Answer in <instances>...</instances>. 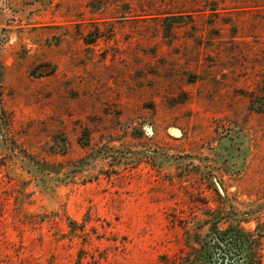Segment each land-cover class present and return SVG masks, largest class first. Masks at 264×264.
Instances as JSON below:
<instances>
[{"label": "rangeland", "instance_id": "374dc122", "mask_svg": "<svg viewBox=\"0 0 264 264\" xmlns=\"http://www.w3.org/2000/svg\"><path fill=\"white\" fill-rule=\"evenodd\" d=\"M231 230L264 264V0H0V264Z\"/></svg>", "mask_w": 264, "mask_h": 264}, {"label": "trees", "instance_id": "16d2710c", "mask_svg": "<svg viewBox=\"0 0 264 264\" xmlns=\"http://www.w3.org/2000/svg\"><path fill=\"white\" fill-rule=\"evenodd\" d=\"M250 246L249 238L238 231L231 230L222 235L214 231L211 239L204 240L196 250L194 261L199 264H241L243 262H239L245 259L243 253ZM222 257L226 258L220 262Z\"/></svg>", "mask_w": 264, "mask_h": 264}]
</instances>
